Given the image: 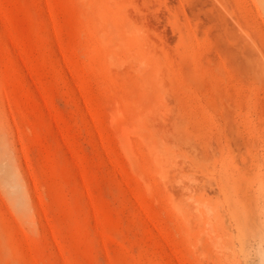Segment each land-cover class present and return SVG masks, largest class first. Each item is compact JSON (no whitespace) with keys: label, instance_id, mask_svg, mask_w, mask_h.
I'll use <instances>...</instances> for the list:
<instances>
[{"label":"rangeland","instance_id":"rangeland-1","mask_svg":"<svg viewBox=\"0 0 264 264\" xmlns=\"http://www.w3.org/2000/svg\"><path fill=\"white\" fill-rule=\"evenodd\" d=\"M0 264H264V0H0Z\"/></svg>","mask_w":264,"mask_h":264}]
</instances>
